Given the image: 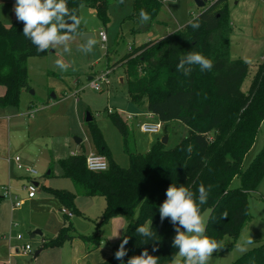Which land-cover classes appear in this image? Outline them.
I'll return each instance as SVG.
<instances>
[{"label": "trees", "instance_id": "trees-1", "mask_svg": "<svg viewBox=\"0 0 264 264\" xmlns=\"http://www.w3.org/2000/svg\"><path fill=\"white\" fill-rule=\"evenodd\" d=\"M67 3L79 17L81 7L87 6L94 9L103 22L109 20V0H67ZM163 3L164 0H134L133 17L140 18V10L144 9L150 14L149 23H152ZM197 16L199 29L194 30L188 23L161 39L133 46L121 61L125 66L129 101L136 107H144L162 122L180 121L188 127V135L173 148L167 149L166 144L157 139L147 152L134 153L128 148L131 125L118 113L109 112L123 136L130 165L124 168L114 160L103 132L92 120L88 122L92 139L97 152L107 157L108 169L91 171L84 152L73 154L60 159L59 165L76 191L47 188L59 199L62 208L69 209L73 215L80 214L75 201L77 196H83L105 198V221L124 216L123 239L128 238L124 264L145 249L159 257V264H169L178 251L172 247L173 225L168 219L161 222L158 210L170 185L183 184L197 196L201 183L206 188L211 186L208 202L201 211L204 214L211 210L207 235L221 243L226 236L233 240L239 237L250 220V196L264 179V147L244 168V161L264 121V59L249 89L243 91L250 65L242 58L231 56L232 24L228 0H213ZM80 31L86 32L82 23ZM190 51L211 59L213 69L201 72L194 66L190 76L177 71L180 58ZM47 53L38 52L23 36L22 22L16 20L7 26L0 19V86L6 89L0 96V107L19 106L22 91L30 88V57H42ZM235 178L240 179V185L232 188ZM68 218L65 215L64 226L56 238L43 239V247L60 246L75 237L94 248L101 245V236L76 235L72 224L66 223ZM141 225L151 227L155 241H146L136 232ZM154 245L158 251H152ZM232 246L234 243L229 245ZM118 248L114 246L112 254L99 264H121L114 258ZM232 264H264V243Z\"/></svg>", "mask_w": 264, "mask_h": 264}, {"label": "rangeland", "instance_id": "rangeland-1", "mask_svg": "<svg viewBox=\"0 0 264 264\" xmlns=\"http://www.w3.org/2000/svg\"><path fill=\"white\" fill-rule=\"evenodd\" d=\"M164 1L157 18L148 24L133 17L134 0H124L123 3L109 0V20L106 23L98 17L94 9L82 6L80 18L85 33L92 34L96 40L91 53L85 54L79 50L82 41L77 36L70 45V55L63 53L62 48H57L49 50L42 57H30V88L22 91L18 107L9 106L3 112L0 110V264H77L80 260L82 263L85 261L83 258L86 257V247L90 243L82 242L79 237L72 241L67 240L60 246L43 247L42 244L44 238L49 240L58 236L65 219L62 211L64 207L62 208L59 199L49 193L47 188L61 187L72 192L75 190L72 180L63 176L56 154L53 159L52 147L65 145L68 139L67 154L77 150L88 156L97 151L90 126L85 120L87 113H90L93 122L103 132L114 160L124 168L130 165L123 136L110 118L109 112L114 111L122 117L126 114H139V119L144 122L143 114L146 109L136 107L129 101L127 76L121 61L130 53V47H138L153 37L161 39L184 28L203 9L194 0ZM212 1L208 0L206 7ZM14 3L15 0L0 1V19L4 24L11 25L16 18L13 12ZM228 4L232 24L231 56L233 59L242 58L250 65L249 75L242 86V90L246 92L258 65L264 59V0H228ZM101 31L107 34L105 47L102 46L99 36ZM60 55L66 61L73 62L67 72H61L55 64ZM107 72L108 83L101 82L98 77L107 75ZM90 77L100 83L101 91L90 87ZM30 112L34 114L33 117L29 116ZM161 124L162 133L156 135V138L161 140L168 136L169 141L165 145L167 149L175 147L188 135V127L178 120L161 121ZM131 130L129 150L134 153L147 152L154 135L143 134L137 128ZM33 138L36 139L32 140ZM75 138L83 139V143L77 145ZM26 145H31L27 151L24 148ZM37 146H41V149ZM263 147L264 121L254 147L244 161V168L257 157ZM8 148L12 151V156L9 155ZM16 154L28 155L31 158L30 167L38 172V176L33 179L40 184L37 198H28V192L24 188L30 179L25 177L16 180L12 185L3 176L7 171V160L14 158ZM50 171L51 174H48ZM239 185L240 179L235 178L231 187L236 188ZM6 187H10L9 196L5 195ZM21 199L25 201L16 206ZM104 199L77 198L75 205L80 214L68 218L66 223L72 224L76 235L101 236L105 248H109L111 244L119 246L125 234L126 221L124 216H114L105 221L107 203ZM203 215L208 221L211 210ZM37 230L43 234H35ZM249 235L254 240L251 249L264 243V179L257 191L250 196V220L236 240L228 236L223 239L221 243L224 249L214 253L212 264H232L242 256L235 245L241 236ZM232 243L234 246L229 247ZM26 245L31 246L30 253L22 250ZM39 249L42 251L36 257L35 253ZM100 258L97 254L91 258V262L101 260Z\"/></svg>", "mask_w": 264, "mask_h": 264}, {"label": "clouds", "instance_id": "clouds-1", "mask_svg": "<svg viewBox=\"0 0 264 264\" xmlns=\"http://www.w3.org/2000/svg\"><path fill=\"white\" fill-rule=\"evenodd\" d=\"M119 2L123 3L124 0ZM13 12L16 20L23 23V36L31 41L38 52L62 48L63 53L70 55V45L77 36L82 41L79 48L81 52L89 54L95 47L93 36L87 38L86 42L82 39L86 35L80 31L82 20L75 9L68 7L67 0H15ZM139 17L143 24L151 19L144 9L140 10ZM189 24L194 30L199 29V17H193ZM55 64L61 72H67L73 62L66 61L60 55ZM194 66H198L201 72H207L213 69L214 63L202 53L190 51L180 58L176 67L184 76H190ZM188 151L191 152V146ZM210 188L201 183L197 190L198 196L183 184H172L166 189V199L158 209L159 216L161 222L168 219L173 225L175 235L172 247L178 249L169 264H212L214 253L224 249L222 243L207 235L208 221L201 211L202 206L208 202ZM136 232L146 241H155V233L149 225L137 227ZM127 244L128 238L125 237L114 253V258L121 264H124L127 255ZM253 244L250 235L241 236L235 247L243 255ZM152 251H158V248L154 245ZM127 264H159V257L145 249L141 254L128 258Z\"/></svg>", "mask_w": 264, "mask_h": 264}, {"label": "crops", "instance_id": "crops-1", "mask_svg": "<svg viewBox=\"0 0 264 264\" xmlns=\"http://www.w3.org/2000/svg\"><path fill=\"white\" fill-rule=\"evenodd\" d=\"M1 2H2V0H0ZM14 21H16V18H15V20ZM13 21V22H14ZM12 22V23H13ZM5 25H7V26H9L8 24H5ZM182 29V28H181ZM177 31V30H176ZM155 39H160V38H155V37H153V38H150L149 39V41L150 40H155ZM130 52V51H129ZM125 78V77H124ZM124 80H123V78H121V82H123ZM5 87H3V86H0V96L1 95H4V93H5ZM3 107H1V112H3L7 107H5V108H3ZM147 113H149V111H147L146 110V113H144L143 115H145V114H147ZM151 115L150 116H145L144 117V121H151V122H154V123H161V121H160V119L156 116V115H154V114H152V113H150ZM33 113L32 112H30L29 113V116L30 117H33ZM141 122V120L139 119V117H137V118H134V120L132 121V122H130L129 124L131 125V127L132 128H137V129H139V127H138V125H139V123ZM162 125V124H161ZM18 128H20L21 127V125H16ZM28 128H29V130H30V126H28ZM162 130H163V128H162ZM139 131H140V129H139ZM35 132H37V130L35 131ZM141 132V131H140ZM142 133V132H141ZM162 133V131L159 133V134H149V135H154L152 138H151V146H152V144L157 140V139H159V138H156V135H160ZM143 134H145V133H143ZM66 139H67V137H65ZM36 138H33L32 140H35ZM67 141V143L65 144V145H57L56 147H52L53 149H52V157H53V155L54 154H56V160L57 161H59L60 159H64V158H58V157H65V158H67L68 156H70V155H73V154H78L79 152L77 151V150H72L71 152H69V154H67V150H66V148H69V141H68V139L66 140ZM168 141H169V138H168ZM82 143H83V141H82ZM81 143V144H82ZM38 144H39V142H38ZM49 145V144H48ZM77 145H80V144H77ZM150 146V147H151ZM31 147V145L30 146H27L26 145V147H24L25 148V151H27V150H29V148ZM38 147V149H41V146H37ZM150 147L148 148V150L150 149ZM23 148V149H24ZM147 150V151H148ZM8 151H9V155L10 156H12V154H10V149L8 148ZM12 152V151H11ZM94 152H97V151H94ZM25 154V153H24ZM20 156V154H16V156ZM22 155V154H21ZM63 155V156H62ZM9 156V157H10ZM21 158H22V160H23V162L27 165V166H30V162H31V158H29L28 157V155H22L21 156ZM25 158H28V159H25ZM53 159H54V157H53ZM7 163H8V165H7V171H5L4 173H3V176H4V178H6V180H8L9 181V183H11L12 185L13 184H15V182H16V180H20V179H23V178H28L29 179V175L25 172V171H22V170H19L18 168H17V166H16V164H15V162L12 160V159H8L7 160ZM21 171V172H20ZM23 173V174H22ZM48 174H51V171L48 173ZM37 177V176H36ZM37 184L38 185H40L39 184V182H37ZM40 187V186H39ZM55 188H59V189H65V190H68L67 188H61V187H55ZM70 191V190H69ZM76 190H73V192H75ZM38 197V195L36 196V197H34V198H37ZM79 197H83V196H77V198H79ZM76 198V199H77ZM31 199H33V198H31ZM22 200V202L23 201H25V199H21ZM105 200V199H104ZM71 218V217H70ZM126 221V220H125ZM103 239V238H102ZM82 242H84V243H87V242H85V241H83L82 239H80ZM102 243H103V241H102ZM102 243H101V245L99 246V247H97V248H94L91 244H89V245H87V247H86V257H84L83 259H85V261L82 263V261L80 260V261H78V263L77 264H99V263H102V262H104L111 254H112V248L114 247L112 244L109 246V248H105V247H103V245H102ZM88 244V243H87ZM18 252H19V250H18ZM41 253V252H40ZM97 254H99V256L101 257L100 259L101 260H98V261H94V262H91V258H94ZM39 256V255H38Z\"/></svg>", "mask_w": 264, "mask_h": 264}, {"label": "built area", "instance_id": "built-area-1", "mask_svg": "<svg viewBox=\"0 0 264 264\" xmlns=\"http://www.w3.org/2000/svg\"><path fill=\"white\" fill-rule=\"evenodd\" d=\"M99 36H100V39L102 41V46L105 47V43L108 40L106 32L101 31ZM132 50H133V47H130L129 51L131 52ZM108 74L109 73L107 72V75L106 74L101 75L98 77V79L101 82L108 83V80L106 78V76H108ZM89 85H90V87H92L93 89H95L97 91L102 90L100 83L97 80H95L94 78H92ZM138 115L126 114V116L123 118L127 123H130L134 120V118H137ZM150 115H151L150 113H147L144 116H150ZM138 127H139L140 131L142 133H145V134H159L162 131L161 123H154L151 121L140 122ZM12 160L15 162V164L19 170L25 171L29 175L30 180L28 181V184L24 187L26 189V191L28 192V198L36 197L37 196V189H38L39 185L33 179L36 176H38V172L35 169H32L30 166H27L26 164H24L21 156L17 155L14 158H12ZM86 163H87L88 169L91 171H94V172L106 171L109 167V162H108L107 157L102 155V154H99L98 152H91L86 157ZM10 194H11L10 193V187H6L5 188V195L9 196ZM15 198L18 199L17 196ZM21 202H22V200H18V202L16 203V206H18ZM62 211H63L64 215L68 216L69 218L74 216L73 213L67 208H63ZM22 250L24 252L30 253L31 252V246L26 245L24 248H22Z\"/></svg>", "mask_w": 264, "mask_h": 264}, {"label": "water", "instance_id": "water-1", "mask_svg": "<svg viewBox=\"0 0 264 264\" xmlns=\"http://www.w3.org/2000/svg\"><path fill=\"white\" fill-rule=\"evenodd\" d=\"M194 1L197 4V6L200 7V8H205L206 5H207V3H208V0H194ZM91 36H93V35L92 34H89V33H86V35L82 39L86 42L87 38H89ZM89 80H92V77H90ZM85 120H86V122L92 121L93 120L92 115L90 113H87V116H86ZM75 140H76V143L77 144H81L82 141H83V139H81V138H75ZM161 141H162V143L167 144L168 143V136H164L161 139ZM35 234L42 235L43 233H42V231L37 230V231H35ZM41 251H42V249H39L38 251H36L35 256L38 257V255L40 254Z\"/></svg>", "mask_w": 264, "mask_h": 264}]
</instances>
